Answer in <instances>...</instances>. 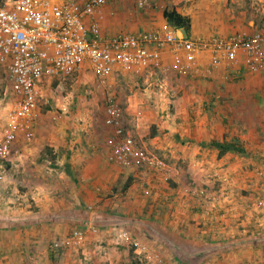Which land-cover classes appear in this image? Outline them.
<instances>
[{
  "label": "crops",
  "instance_id": "crops-1",
  "mask_svg": "<svg viewBox=\"0 0 264 264\" xmlns=\"http://www.w3.org/2000/svg\"><path fill=\"white\" fill-rule=\"evenodd\" d=\"M138 1L108 0L97 14L105 38L119 32L154 31L166 23L164 10L172 8L190 17L191 37L264 31V0H146L143 6ZM178 33L186 36L182 29ZM163 53L162 68L141 76L118 70L107 82L123 107V124L139 145L178 164L171 170L172 179L109 160L116 135L106 122L105 107L101 117L94 113L88 122L75 123L66 113L42 110L39 99L32 114L35 122L19 126L11 157L16 182L28 187L26 194L38 209L22 217L0 216V264H85L77 253H55L49 243L73 228L91 225L101 229L125 225L150 245L162 242L175 258L171 264H216L220 262L216 258L226 264L240 259L264 264V230L255 229L256 219L206 216L204 209L217 208L218 203L190 197L192 180L201 179V174L191 172L188 165L202 152L221 161L229 153L218 157L207 144L233 136L243 142L250 137L245 145L259 147L256 157L264 155V71L249 73L242 65L226 63L213 66L209 52H202L195 69L181 75L173 70L167 50ZM70 76L44 77L42 83ZM94 77L93 85L105 87ZM0 90L3 97L20 99L5 81ZM229 113L241 115L245 123L236 133L221 117ZM3 114L0 124L8 118ZM246 114L258 117L247 124L250 119L242 117ZM239 249L242 256L237 257L234 251ZM164 256L168 261L169 255Z\"/></svg>",
  "mask_w": 264,
  "mask_h": 264
},
{
  "label": "built area",
  "instance_id": "built-area-1",
  "mask_svg": "<svg viewBox=\"0 0 264 264\" xmlns=\"http://www.w3.org/2000/svg\"><path fill=\"white\" fill-rule=\"evenodd\" d=\"M108 0H0V85L5 81L20 99L9 129L0 142L5 158L19 126L31 122L44 77L69 76L85 62L105 86L118 70L141 76L162 68L163 52L173 59V70L188 75L198 55L209 52L213 66L242 65L249 73L264 71V31L234 33L226 37H187L179 28L163 23L154 31L119 32L105 38L97 14ZM146 0H139L143 6ZM106 122L116 140L109 160L123 167H143L168 174L166 163L139 146L122 121V106L113 96L105 104Z\"/></svg>",
  "mask_w": 264,
  "mask_h": 264
},
{
  "label": "rangeland",
  "instance_id": "rangeland-1",
  "mask_svg": "<svg viewBox=\"0 0 264 264\" xmlns=\"http://www.w3.org/2000/svg\"><path fill=\"white\" fill-rule=\"evenodd\" d=\"M50 1L52 3H61L64 0ZM120 75L121 73L115 76L119 78ZM70 77L68 79L61 78L64 79L63 81L55 80V78L51 82H41L39 84L41 92L39 106L42 107V110L49 109L52 113L57 110V115L66 113L69 116V122L75 123L88 122L89 116L94 113L96 117H101L104 114L101 108L105 107L107 97L114 93L112 84L109 83L110 86L106 84L103 88L93 85L92 81L95 77L90 64L86 62L80 70L75 71ZM82 77L85 82L77 81V79ZM115 92L118 93L116 90ZM2 95L3 91L1 92L0 90V113L3 112V115L8 118L7 120H2L0 124V142L4 140L7 134L13 113L12 110L19 101L16 96L3 97ZM116 97L119 98V95H116ZM60 101H64V105ZM116 101L119 102L118 100ZM94 107L97 109L95 112L88 111ZM240 116L230 113L221 115L224 123L231 125L235 133L237 127L242 128L245 124L239 118ZM242 117L249 118L250 121H247V124H252L253 118L258 117V115L246 114ZM31 122L34 124L35 119L32 118ZM124 126L126 128L125 124ZM130 135L134 137V135ZM17 137L16 135L12 147L5 158L0 159V216L6 218L26 216L29 212L35 213L38 209H34L35 200L26 194L28 187L24 186L25 184L21 185L16 182L17 176L13 169L11 157L14 153L13 146ZM244 140L248 143L250 137L244 138ZM245 142L243 143L246 144ZM247 148L250 151L249 155L229 153L221 161L215 160L210 153L202 152L199 156L196 154L194 161L188 165L192 170L191 172L201 174V179L192 180V189L189 193L192 199H197L199 202L209 205L218 203L217 208L208 207L204 209L203 213L206 216L214 219H217L215 218L216 216H221L224 219L225 215L226 217L233 215L240 216L245 220L256 219V223H258L256 225L258 226L254 228L261 232L264 230V161L260 160V158H264V155H258V158L254 154L257 153L259 147L251 145L247 146ZM143 149L166 163L167 168L170 170L166 174L168 177L165 180L172 179L170 177L172 174L171 170L173 171L177 168L175 167L176 162L166 159V156L161 157L148 149ZM195 150L198 151L200 149L195 148ZM157 173L161 174V172ZM197 176L200 177V175ZM224 202L227 203V207ZM230 204L232 205L231 207H229ZM220 208H225V210H220ZM110 228L112 227L107 226L101 229L98 225H91L89 228H73L63 237L50 242L49 248L57 254H64L67 251L77 253L85 264H171L175 260L168 246L166 247L162 242L161 245H154L153 243L150 245V241L141 240L140 237L132 232L130 227L126 228L125 225L117 226L113 229ZM246 230L247 227L242 229L243 232H246ZM241 249L244 251L247 248ZM241 249L234 251L237 257L242 256ZM263 251L264 248H262L261 252ZM261 252L259 255L262 254ZM165 254L169 255L168 261H166ZM113 256L115 257L113 258ZM218 259L220 262L215 261L216 264H226L221 260L223 258H216L215 260ZM240 260L235 264H249L248 261L244 263L246 260Z\"/></svg>",
  "mask_w": 264,
  "mask_h": 264
},
{
  "label": "trees",
  "instance_id": "trees-1",
  "mask_svg": "<svg viewBox=\"0 0 264 264\" xmlns=\"http://www.w3.org/2000/svg\"><path fill=\"white\" fill-rule=\"evenodd\" d=\"M164 17L166 19V22L171 26L182 29L187 37H191L189 35L191 27L190 17L183 15L175 8L165 9ZM207 147L215 150L218 157H222L228 153L243 155L250 154L247 146L239 139V137L236 136H233L231 138H223L222 140L213 139L207 144Z\"/></svg>",
  "mask_w": 264,
  "mask_h": 264
}]
</instances>
